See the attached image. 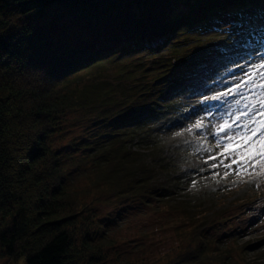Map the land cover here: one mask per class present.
I'll list each match as a JSON object with an SVG mask.
<instances>
[{
  "label": "trees",
  "instance_id": "1",
  "mask_svg": "<svg viewBox=\"0 0 264 264\" xmlns=\"http://www.w3.org/2000/svg\"><path fill=\"white\" fill-rule=\"evenodd\" d=\"M241 19L250 24L241 28ZM262 23L261 0H0L2 254L16 264H98L107 239H93L85 222L93 213L74 209L73 192L63 186L70 149L79 144L87 153L104 151L97 161L122 164V174L109 166L104 178L115 192L127 193L133 185L121 179L134 168L145 169L144 150H156L160 119L185 123L179 91L195 89L193 77L212 65L226 74L218 79L240 74L238 64L225 66L241 46L264 52L254 30ZM109 63L122 66L106 72ZM71 109L88 111L92 123L107 129L94 139L84 134L66 148L51 146L49 137L59 128L55 118ZM132 142L139 149L127 150ZM197 144L208 150L203 141ZM117 152L122 155L114 157ZM165 160H153V169L176 165ZM150 180L134 179L143 186ZM201 249L199 242L189 254L201 256ZM170 264L185 262L176 255Z\"/></svg>",
  "mask_w": 264,
  "mask_h": 264
},
{
  "label": "rangeland",
  "instance_id": "2",
  "mask_svg": "<svg viewBox=\"0 0 264 264\" xmlns=\"http://www.w3.org/2000/svg\"><path fill=\"white\" fill-rule=\"evenodd\" d=\"M254 28L257 30L258 26ZM233 55L225 68L238 64L236 68L241 69L248 61L256 62L248 65L252 72L243 80L247 82L243 84L240 77L247 72L238 74L239 71H234L236 77L231 80L218 79L226 74L213 69V65L198 72L193 77L196 82L190 85L195 89L178 93L186 110L185 123L176 118L171 121L160 119L155 127L160 134L155 138L156 150H144L147 154L145 169L134 168L121 179L125 178L124 181L133 185L127 193L115 192L104 178L109 166L122 174L125 170L122 164L111 162L105 165L103 161H97L95 158L103 155L104 151L87 153L79 144L70 149L63 161L66 170L63 186L73 192L70 198L77 201L73 204L74 209L93 213L90 218L85 217L89 231L94 234L93 239H107L101 248L103 256L98 264H170L176 255L185 264H264V219L260 215L264 212V169L247 176L230 172L225 177L223 168L210 167L216 163L210 157L220 159L217 152L222 148L210 134V129L218 124L215 117L217 102L221 103V112L232 113L231 119H238L236 123L240 125L247 124L248 114L264 102L253 97L251 84L253 80L264 83V62L259 64L264 52H258L253 44H248L241 46ZM121 66L109 63L103 67H108L106 72H117ZM211 92L215 95L227 92L229 100L223 98L222 101L210 102ZM192 108L195 111L199 108L200 113L188 114ZM91 121L88 111L71 109L61 114L55 118V125L59 128H55L49 137L51 146L64 148L84 134L94 139L97 131L107 129L102 127L104 124ZM150 130L156 132L153 128ZM150 130L143 129L141 133ZM249 138L251 133L239 137V140ZM233 139L234 147L242 146L237 138ZM197 141H203L208 150L201 148ZM133 143L129 149L127 143L122 147L129 151L139 149ZM188 144H191V149ZM114 153L115 149L111 148V155ZM121 155L117 152L114 157ZM163 159L176 162V165L170 164L163 171L156 172L152 167L155 165L153 160ZM98 167H102L101 173H97ZM201 169L202 172L198 171ZM140 175H149L151 180L143 186L134 181ZM155 185L167 186L170 191L160 195L152 189ZM140 195L145 200L139 198ZM231 228H235L232 234ZM199 242L204 245L202 254L192 256L189 253L198 248ZM16 263L3 255L0 249V264Z\"/></svg>",
  "mask_w": 264,
  "mask_h": 264
},
{
  "label": "snow or ice",
  "instance_id": "3",
  "mask_svg": "<svg viewBox=\"0 0 264 264\" xmlns=\"http://www.w3.org/2000/svg\"><path fill=\"white\" fill-rule=\"evenodd\" d=\"M264 2V0H261ZM241 28L245 24H250L249 21L241 19L238 21ZM231 25H229V28ZM264 23L258 26V31L260 33L259 39L261 43H264ZM230 39L233 43L236 40L235 34H233ZM261 60H264V56H261ZM255 61H248L245 66L241 67L242 72H248L250 69L248 65H255ZM264 67V65H262ZM255 83V81H253ZM264 87V85H261ZM228 95L227 92H220L218 95H213L209 99L214 101H222L224 97ZM233 116L230 112L222 113L219 117L217 125H214L210 129V134L213 136L214 141L225 149V152L219 153L218 155L222 158L216 159V156H211L212 159L216 160V163L210 165L211 168L224 169L225 177L230 172H235L237 175H250L251 172H255L264 169V102L260 103V106L254 108L253 111L248 114V123L245 125H240L237 123H229V120ZM260 116L261 119L257 120L256 117ZM226 117L228 119H226ZM251 133V138L247 140L240 141L239 137L247 136ZM179 135V133H177ZM242 145L236 147L234 151H228V149L234 147V139ZM227 161V163H225ZM251 170V171H249ZM203 171V169L198 170ZM213 175H218V173H212ZM193 186H195V181H193ZM261 218L264 219V212L260 213Z\"/></svg>",
  "mask_w": 264,
  "mask_h": 264
},
{
  "label": "bare ground",
  "instance_id": "4",
  "mask_svg": "<svg viewBox=\"0 0 264 264\" xmlns=\"http://www.w3.org/2000/svg\"><path fill=\"white\" fill-rule=\"evenodd\" d=\"M198 61V60H197ZM211 63V62H210Z\"/></svg>",
  "mask_w": 264,
  "mask_h": 264
}]
</instances>
